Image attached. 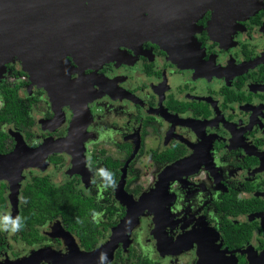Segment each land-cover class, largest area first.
Instances as JSON below:
<instances>
[{"label":"flooded vegetation","instance_id":"flooded-vegetation-1","mask_svg":"<svg viewBox=\"0 0 264 264\" xmlns=\"http://www.w3.org/2000/svg\"><path fill=\"white\" fill-rule=\"evenodd\" d=\"M215 15L52 89L0 67V264H264V6Z\"/></svg>","mask_w":264,"mask_h":264},{"label":"water","instance_id":"water-1","mask_svg":"<svg viewBox=\"0 0 264 264\" xmlns=\"http://www.w3.org/2000/svg\"><path fill=\"white\" fill-rule=\"evenodd\" d=\"M263 6L264 0H0V67L16 57L52 89L67 77L68 55L86 68L116 59L130 39H149L178 57L195 46L193 28L206 10L231 24ZM80 107L86 113L75 121L88 115Z\"/></svg>","mask_w":264,"mask_h":264},{"label":"trees","instance_id":"trees-1","mask_svg":"<svg viewBox=\"0 0 264 264\" xmlns=\"http://www.w3.org/2000/svg\"><path fill=\"white\" fill-rule=\"evenodd\" d=\"M9 106V105H8Z\"/></svg>","mask_w":264,"mask_h":264}]
</instances>
